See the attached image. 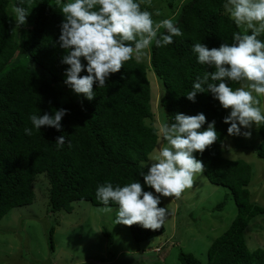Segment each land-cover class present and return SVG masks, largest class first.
Instances as JSON below:
<instances>
[{
	"label": "trees",
	"instance_id": "16d2710c",
	"mask_svg": "<svg viewBox=\"0 0 264 264\" xmlns=\"http://www.w3.org/2000/svg\"><path fill=\"white\" fill-rule=\"evenodd\" d=\"M223 3L185 0L175 18L183 36L174 37L166 47L153 44L149 64L135 58L127 61L104 88L93 86L96 97L88 101L76 94V99L61 100L67 88L63 83L67 65L61 63L65 50L56 43L63 19L56 0H0V219L12 208L33 201V183L39 174L47 178L48 212L52 213L71 212L76 201L104 206L96 197V188L107 181L114 186L137 179L142 182L139 173L146 171L143 162L157 144L154 125L146 124V119L153 118L146 73L151 68L164 86L159 98L164 117L166 114L171 120L177 112L203 113L207 121H216L218 141L196 156L205 165L206 179L230 192L236 215L209 245L206 264H264V249L250 250L244 237L250 220L258 214L264 216V207L250 201L247 186L251 168L243 160L226 159L221 154L228 127L222 122L226 109L208 93H199L195 103L185 97L197 76L215 70L197 63L192 45L202 42L218 47L222 42L232 43L234 32H242L224 12ZM9 4L30 11L18 29ZM259 38L264 39V34ZM230 86L239 84L230 82ZM60 108L68 109L60 132L42 126L40 131L33 129L30 136L24 133L26 127H32L31 115L51 114ZM259 132L264 141V127ZM60 135L65 137L62 147L55 143ZM263 147L264 142L257 152L259 158H264ZM223 204L221 201L215 208ZM110 207L118 206L112 203ZM128 228L137 243L164 232V224L157 230L136 224ZM51 233L52 229L49 239ZM103 233L110 236L105 230ZM177 260L180 264H201L182 249Z\"/></svg>",
	"mask_w": 264,
	"mask_h": 264
},
{
	"label": "clouds",
	"instance_id": "9594fccd",
	"mask_svg": "<svg viewBox=\"0 0 264 264\" xmlns=\"http://www.w3.org/2000/svg\"><path fill=\"white\" fill-rule=\"evenodd\" d=\"M56 3L63 16L56 41L66 53L61 59L67 65L63 83L88 101L96 97L93 86L104 88L110 76L120 72L127 61L135 58L139 62L153 44L166 47L174 37L183 36L174 18L155 22L153 13L141 9L140 0ZM223 8L243 31L232 34V43L222 42L218 47L210 48L202 42L192 45L197 63L215 70L197 76L185 97L195 103L199 93L210 94L222 109L228 110L222 118L228 125L227 134L249 139L254 128L264 127V39L259 38L264 34V0H224ZM13 12L19 28L26 23L30 11L17 5ZM161 29L165 31L161 33ZM230 82L239 87L232 88ZM66 114L65 108L51 114H33L29 117L32 127H26L24 133L30 136L33 129L40 131L42 126L60 132ZM215 124V120L207 121L203 113L177 112L171 120L166 114L159 119L153 126L157 148L143 162L146 171L139 173L142 182L137 179L114 186L107 181L96 188L104 212L113 211L112 203L118 206L114 224L159 229L168 213L166 207L160 206L162 198L179 197L205 171L196 153L203 154L218 141ZM64 142L63 135L55 139L58 147Z\"/></svg>",
	"mask_w": 264,
	"mask_h": 264
},
{
	"label": "rangeland",
	"instance_id": "374dc122",
	"mask_svg": "<svg viewBox=\"0 0 264 264\" xmlns=\"http://www.w3.org/2000/svg\"><path fill=\"white\" fill-rule=\"evenodd\" d=\"M184 1L140 0L141 9L153 13L155 22L166 18L175 20ZM8 8L14 13L10 4ZM148 60L149 51L139 62L149 64ZM146 73L153 112V118L146 119V124L155 125L164 118L159 105L164 86L151 68ZM65 90L61 100L77 98L69 88ZM262 142L259 129L255 128L249 139L227 134L221 154L226 159L248 163L250 201L264 207V158L257 156ZM48 188L46 176L39 174L33 183V201L12 208L0 219V264H180L177 260L180 249L206 264L209 245L227 230L236 215V206L227 188L211 184L202 174L179 197L162 198L168 210L164 232L137 243L128 226L114 224L117 207H112V212H104L105 206L76 201L71 212H48ZM221 201L223 206L215 208ZM104 230L110 236L106 237ZM244 237L250 250L264 249L263 215L250 220Z\"/></svg>",
	"mask_w": 264,
	"mask_h": 264
}]
</instances>
